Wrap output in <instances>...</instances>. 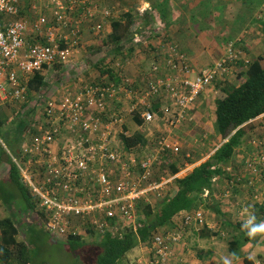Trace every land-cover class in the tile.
I'll return each mask as SVG.
<instances>
[{
	"label": "built area",
	"instance_id": "1",
	"mask_svg": "<svg viewBox=\"0 0 264 264\" xmlns=\"http://www.w3.org/2000/svg\"><path fill=\"white\" fill-rule=\"evenodd\" d=\"M35 1L0 0L1 106L28 101L30 77L44 63L54 62L57 56L65 65L72 64L77 68L79 60L71 51L83 43V35L79 33L84 28L83 23L92 22L91 28L99 33L103 23L97 21L98 17L102 15L106 19L113 15L109 7L100 9L101 0H43L50 15L41 12L37 19L29 21L21 11L32 9ZM139 2L137 12L143 15L149 3L146 0ZM3 15L12 16L13 20L4 24L1 21ZM145 33L137 21L132 41L135 44L142 42ZM45 39L50 46L45 45ZM62 39L68 43L65 48L60 44ZM162 46L166 48L156 54L159 61L151 69L152 77L157 76L150 78L145 87H138L132 79L125 77L121 85L104 79L85 84L77 92L61 93L58 88L62 85H59L58 91L50 95L51 100L44 107L46 114L40 115V123L34 129L30 128L33 133L26 137L19 156L11 154L23 182L36 200L33 220L27 221L43 224L50 234L64 240L86 229L105 232L114 226V221L135 224L139 215L137 201L141 198L148 201L149 194L159 196L164 185L172 181L174 176L160 183L152 179L161 155L177 152L178 143L163 136L154 151L141 158L123 146L120 148L118 133L125 124V113L133 115L140 111L142 124L138 126L146 129L162 119H166L171 128L177 127L183 120H190L189 110L207 88L228 80L236 65L248 63L250 57L232 41L219 60L197 70L176 45H166L164 41ZM163 65L170 75L162 72ZM166 94V103L164 101L155 108V99ZM124 103L128 105L125 107ZM172 104L176 108L174 111ZM117 105L122 106L117 108ZM225 170L234 173L231 165ZM233 175L235 177L229 180L233 187L243 179L251 185L252 177L261 181L262 191L252 195V203L264 199V152L247 160ZM216 179L218 177L213 181ZM209 195L210 190L206 189L203 196ZM245 197L251 201V195ZM237 198L227 189L222 195V208L232 212L235 218L251 222V204ZM192 222L198 229L213 226L202 208L186 211L184 223ZM178 232L174 229L152 238L155 256L147 264H171L172 255L166 241L179 239Z\"/></svg>",
	"mask_w": 264,
	"mask_h": 264
},
{
	"label": "trees",
	"instance_id": "2",
	"mask_svg": "<svg viewBox=\"0 0 264 264\" xmlns=\"http://www.w3.org/2000/svg\"><path fill=\"white\" fill-rule=\"evenodd\" d=\"M249 4H251V0H248L247 6ZM263 4L264 0H262L260 7L264 6ZM250 9L253 12L256 8L250 7ZM157 10L160 14V18L166 24H170L171 19L169 18L168 0H164L157 6ZM257 10L259 9L257 8ZM259 12L264 14V7H262ZM21 13H27L29 21L37 19L40 16V14H37L35 17L33 15L29 16L28 9L22 10ZM125 16L128 17V20L118 18L112 21V31L108 34L107 38L102 41L101 46L113 45L115 48H122V41L127 37L131 26L136 20L135 15L131 13H127L122 17ZM13 18L15 19V17ZM12 20V16L10 15H3L1 18L3 23H8ZM254 20L262 23L264 34V18L256 17ZM141 22L146 29H152L153 24L149 19L147 20L146 18ZM7 27L8 26H6V28ZM84 32V28L79 31L82 35ZM43 41L45 45H51L46 39ZM60 44H62V48L68 46L65 39H62ZM81 46L82 45H80V47ZM133 46L134 45L129 49L133 48ZM97 59L96 62L92 61V63H94V68L99 71L100 77L108 75L110 76L109 79L116 85H121L122 82H124L127 75L125 74L124 65L121 62H116L114 58L108 59L107 56H102ZM80 62L83 64L82 61H79V63ZM81 63L80 68H82ZM61 65L65 64L62 58L57 56L54 62L50 64L44 63L41 69L35 70L27 83V88L29 89V94L27 96L30 95V98L28 101L20 103V106H22L20 108L26 107L29 109L26 115L21 117L20 120L21 127L27 134L31 128L30 117L32 115L35 116L37 113L41 115L45 112L46 114L44 107L51 100L52 96L50 95H53L56 91L54 85L61 83V72L64 70H62L59 75L56 74ZM65 68L74 72L76 70V66L72 64H67ZM236 72L237 78H244V81L239 85L226 84V86H218L216 90L215 110L216 131L222 135L224 139L226 138V131L231 129L234 133L226 142L222 143L207 160L195 167L190 174H187L184 178L176 177L173 179L177 184V190L173 195H165L158 205H153L144 198L139 199L137 201V211L139 215L135 224L124 225L122 222L119 224L114 223V221V226H111V228L105 232L86 229L81 231L78 235L69 236V238L66 239L68 242L67 247L77 257L76 263L122 264L123 259L130 251L142 244L146 246L156 234L167 233L174 229H178V233L181 235L180 238L166 241V245L168 249H170L173 259V255L176 256L180 253L182 245H184L186 249L190 240V234H192L196 240L208 236L219 235L217 231H213L208 227L198 229L194 222L186 225L184 223V218L181 220L177 219L180 214L202 208L205 212L210 210L214 211L217 216L222 217V221H225L226 218L234 217L232 212H224L222 207H220L222 195L226 193L227 189L231 191L235 198L244 197L245 195L255 196L262 191V188H258L257 180L254 179V177H252L253 183L251 185L246 179L239 181V185L234 187L229 182L231 178L235 177L233 174L238 173L240 169L244 167L246 161L236 165L234 167V173H226L223 167V164H227L232 160L236 150L244 144L245 139L248 137L247 135L254 133L255 125L251 120L264 113V55L261 54L253 58L251 57L248 63L241 62ZM74 76L76 77L75 74ZM104 79H106V77ZM62 82H64L63 79ZM224 82L226 81L220 82V84ZM134 84H136L135 81ZM57 86L59 85H56V87ZM31 103L33 105H30ZM9 105L10 104H7L6 106ZM154 106L157 108L159 103L155 101ZM2 107L5 106L3 105ZM140 114L141 112L137 111L131 115L138 125L142 124ZM17 115L19 116V113ZM126 117H128V114ZM4 123L5 118L0 117V126ZM125 126L124 124L123 129L119 132V143L123 146V149L134 152L135 149L142 144V136L136 135V133H127L128 130H124ZM25 139L26 138H24L20 146L16 147L14 151L16 153H9L10 158H12L11 154L19 156L22 145L26 141ZM261 141L264 140L259 138L253 139V143L255 142L259 150L264 152V144H259ZM170 170L172 174L175 175L179 171V167L172 163L170 165ZM9 173L10 177L8 180L10 182V187L7 186L8 184L5 185L0 182V196L4 201V205L0 208V263L12 264V262L15 261L17 264H33L41 255V250L37 246L41 238L39 239V237L33 236L30 230L27 229L25 236L19 239V227L14 220L12 209L9 207L12 197L20 198L24 201L25 209L23 211L22 208L19 209V211H21L23 215H25V213L30 215V213L36 212V200L28 185L23 182L20 171L13 161L10 164ZM216 177H220L218 179L220 181L218 188L214 187L213 180ZM206 189L210 190L211 197L213 198L212 203L209 204L204 202L205 199L203 194ZM251 209L256 215L257 211L264 215V200L261 204L257 203L251 206ZM175 218L176 220H174ZM233 220H235L236 223L231 222L230 219L226 220L224 223L230 225L235 230V235H233V238H231L228 243L230 252L237 255L250 239L248 229L245 227V221L240 218H233ZM33 224L35 225V223H30L28 221V226ZM252 226H254L253 222L251 223V227ZM256 226L255 228L258 227ZM42 227H44L43 224ZM239 229L241 230L239 231ZM208 252L209 249L205 251L199 249L196 251V254L197 257L201 259L205 258V255L209 257ZM148 256H150L149 259L154 258V251L152 250ZM177 261V264H187L190 262L189 260L186 262L182 257ZM201 261L205 260L201 259ZM243 262L244 264H255V259L251 256H246L243 258Z\"/></svg>",
	"mask_w": 264,
	"mask_h": 264
},
{
	"label": "rangeland",
	"instance_id": "3",
	"mask_svg": "<svg viewBox=\"0 0 264 264\" xmlns=\"http://www.w3.org/2000/svg\"><path fill=\"white\" fill-rule=\"evenodd\" d=\"M138 1L139 0H101V2H99V7L101 10L109 7L113 10V15L112 17L106 19H104L102 15L98 17L97 21L103 23V30L100 33L93 31L90 28L91 22L83 23L85 30L84 43L77 50L71 51V53L74 55L76 59L82 61L84 65L80 62L82 64V68H80V63H79L75 72L65 68L66 65H61L59 67V70L56 72L57 75H59L60 72L64 70L63 72H61V83L56 84V85H62L58 88V90H60L61 93L73 92V91L77 92L85 84L101 82L104 80L105 77L106 79H109L110 76L108 75L100 77L99 71L96 68H94L93 66L94 63H92V61L96 62L98 60L97 58L102 56H107L108 59L114 58L116 62H121L124 65V70L127 77H129L132 80L134 79L138 87H145V85L150 80V78L152 79L155 76H157L155 74L152 77V72H151L152 66L159 61V59L155 58V56L153 55V53L157 49V44H155L154 42L152 43L151 37L158 36V38H160L159 36H161V34L158 33L156 35H153L154 34L153 31H151L153 33L152 34L148 30L146 31L145 34H143L144 40L140 43L135 44L131 39L132 37V27H131L127 37L124 38L122 41L121 49L115 48L113 45L101 46L102 41L105 38H107L108 34H110L112 31V26L109 27V25H107L106 22L110 21V23H112V21L116 18H123L122 16L127 11H131L132 14L138 13L135 6L136 3H138ZM261 4H262V0H251V4H249L248 7L256 8L255 9L256 11L257 8L258 9L260 8ZM148 6L151 5L148 4ZM151 8L153 9V7ZM41 12H46L47 14L50 15V9L47 7V4L43 0H37L35 1V6H33L32 9L31 8L29 9V16L33 15L35 17L37 14H40ZM228 12L233 14H239L234 10H232L231 8ZM151 13H154L152 14L153 16L151 15ZM151 13L149 15L151 19L150 18L148 19L150 21H152L153 19L154 25L157 26L156 28L154 27V29H156L155 30L156 32L157 30L160 29V24L158 28L157 23L159 22L156 21L155 12L153 11ZM251 14L253 15L255 13L251 11ZM24 16L28 17L27 13H25ZM126 19L128 20V17H126ZM145 19L146 17L144 18V20ZM231 21L233 23L232 27H237L244 24L246 19L239 16H235L234 18L231 19ZM163 33L164 32H162V35ZM254 37H256L255 39H257V41L260 40V37H257L256 33L254 34ZM163 38H167V37L164 36ZM164 41L166 45L167 43H173L174 45L177 46V48L181 52H183L186 55V57H188L187 54L184 51H182V49L178 44H176L173 41L172 42L168 40H164ZM132 45H134L133 48L129 49L130 47H132ZM151 45L155 46V49L151 47ZM238 47L241 48V50H243L250 58L251 57L253 58L256 55H261V54L264 55V41L251 49L247 47L244 48V46L241 45ZM165 48L166 46L161 49L158 48V51L155 52V55L158 54L159 51L164 52ZM223 54L224 53H222V56ZM210 65H212V63L204 67H208ZM239 65L235 67V72L231 77H229L228 80H226V82L221 84L219 82L215 86H212L209 93L210 95L208 99H206L207 103H204L205 110H203V113L196 114L198 108L193 107L191 110H189L190 120L189 119L183 120L177 127L171 128L167 120L162 119L156 121L148 129H146L143 126H138V124L135 122L134 118L130 114H128V117H126V113H125L126 126L124 127V130L125 129H126L125 131L128 130L127 133L129 134L136 133V135L142 136V141H143L142 144L138 148H136L135 151L133 152L138 157L141 158L146 156L150 152H153L154 149L157 147L158 140L163 136H169L171 140L175 141L179 145V150L177 152L174 153L166 152L161 155V157L159 158V160L155 165L154 176L152 179L153 182L155 181L156 183H160L162 180L168 179L171 176H174L173 179H175L176 177L177 178L186 177L187 174H190L195 167L199 166L202 162L207 160L210 157V155H212L215 152L216 148L219 147L224 142L225 139L223 138L222 135H220L216 131V127H215L216 122L214 120L213 110H214V101L216 103V90L217 87L220 85H224V86H226V84L239 85L241 82L244 81V78L242 79L237 78L236 70L238 71ZM195 69L197 68L195 67ZM162 72L166 73L167 75H170L168 74L170 73V71L164 65L162 66ZM74 74L76 75V77L74 76ZM62 79L64 82H62ZM56 85H54L55 88H57ZM167 97L168 95L166 94L163 95L161 99H155V101L163 105ZM197 105L198 103L194 104V106ZM120 106L117 105V108H119ZM20 107L22 106H20L18 103L9 106L5 105V107H2L0 105V117L5 118V123L2 126H0V182L4 183L5 185L8 184L7 185L8 187H10V182L8 180L10 177V173H9L10 164L13 161L11 160L12 158H10L9 153L10 152L16 153L14 152L16 147L21 145L24 138H26L30 134V132L33 133V129L35 128L36 125L40 123L39 120L41 118L38 113L35 116L32 115L30 117L31 128L33 129H30L29 133L27 134V132H25L22 129L20 120L21 117L26 115V113L28 112L27 110L29 109L26 107L25 108H20ZM171 109H173L172 111L176 110L174 104H172ZM18 113L19 116L17 115ZM118 135H120V133ZM263 135L264 133H256L253 136L260 138ZM121 146L122 145H119L120 148H122ZM172 163L176 164L179 167V171L175 175H173L170 170V165ZM173 179L171 182L164 185L159 196L156 194H149L148 197L149 203L153 205H158L165 195H173L174 192L176 191L175 186H173V184L175 185V181ZM205 196H203L205 199L204 202H206L207 204L212 203L213 198L211 197V193L208 197ZM3 205H4V201L0 196V208ZM9 208L12 209V214H14L13 215L14 220L19 227V239H22L25 236V232H27V229L30 230L33 236L39 237V239L41 238L40 242L37 244V246L41 250L40 253L41 255L38 257V259H36V262L33 264H78L76 263L77 257L67 247L68 242L66 240L59 239L56 235L49 234L47 230L44 227H42L41 224L36 225L35 223V225L33 224L31 226H28L27 220L29 221L33 220L32 213H30V215L28 216V215H23L22 212L19 211V209L23 208V211L25 209L24 201L22 199L12 197ZM206 215L210 223H212L213 225L211 229L213 231H217L219 235L208 236L206 238H203V240L201 239L196 240L194 236L190 234V240L187 244L186 249L185 246L182 245L180 253H178L176 256L173 255V259L171 257L169 262L171 264H177L178 262L177 260H180V257H182L185 259L186 262L188 260L190 261L187 264H201V263L207 264L208 261H214L216 264H243L241 262V258H244L246 256H251V241L249 240L248 242L249 249L243 248V250L241 249V252L237 255L230 252L228 242L231 238H233V235H235V230L230 225H227L224 222L230 219L231 222L236 223V221L233 220L234 217L232 216L233 218L229 217L228 219L226 218L225 221H222V217L217 216V214H215V212L211 210L207 211ZM255 226L256 224L252 227L250 225H245V227L249 229L248 231H250ZM240 230L241 229H239V231ZM258 241L259 242L255 245V247L259 246V248L256 251L257 254H253L252 257L255 259V264H263V262L258 257V255L260 254V256H262V258L264 259V248H260L264 246H262L263 244L260 243V240ZM152 246L153 244L151 241H149L146 245V250H148L149 254L152 251ZM199 249H203V251L209 249L208 252L209 257L208 255H205V258H201L202 260L205 261H201V259L197 257L196 251ZM141 256H143L142 252L138 253L136 256L128 257L129 262L127 264H147L150 256L147 257V253L144 257ZM212 256H215L216 260L214 258L211 259ZM12 264H17V263L13 261Z\"/></svg>",
	"mask_w": 264,
	"mask_h": 264
},
{
	"label": "crops",
	"instance_id": "4",
	"mask_svg": "<svg viewBox=\"0 0 264 264\" xmlns=\"http://www.w3.org/2000/svg\"><path fill=\"white\" fill-rule=\"evenodd\" d=\"M147 1L154 9L153 11L155 12L156 21L159 22L157 23L158 28L160 24V29L155 32L156 29H154V27L156 28L157 26L154 25L152 19V29H147V31L149 30L150 33H152L151 31H153V35H156L158 33L161 34V36H159L160 38H158V36L151 37L152 43L154 42L155 44H157V49L155 50V52L158 51V48H163L162 42L164 40H168L170 42L173 41L178 44L182 51L187 54V58L190 61L191 65L194 66V68L196 67L197 69H201L204 66L215 62V60H219L222 56V53H225L224 51L226 49V46L232 41L235 42L238 46L241 45L244 46V48L247 47L249 49L257 46L264 41L262 23L254 20V18L256 17L264 18L263 13H258V11H260L264 6L260 7L257 11H253V13L255 14L252 15L251 9L247 6L248 0H168L169 18L171 19L170 24H166L160 18V14L157 10V6H159L164 0ZM135 6L136 8L139 6V1ZM230 8L239 14L229 13L228 11L230 10ZM127 13H131V11H127L124 15H126ZM135 14L136 13H134L133 15ZM152 14L154 13H151V15ZM149 15L150 11H147L146 14L142 17V21L145 17L147 18V20L148 18L151 19ZM235 16L242 17L246 19V21L240 26L232 27L233 23L231 19ZM123 19L126 20V16L123 17ZM106 23L107 25H109V27H111L110 21H107ZM162 32H164L163 35ZM255 33L257 34V37H260L259 41L255 39ZM164 36H166L167 38H163ZM153 45H151V47L155 49V46ZM155 52L153 53V55L155 56V58H158V56L155 55ZM211 88L212 87L207 88L201 95L198 105L195 106L196 108H198L196 114H202L203 110H205L204 103H207L206 99H208L210 95L209 93ZM127 105V103H124L125 107ZM215 110L216 103L214 101L213 114L214 120L216 122ZM251 121H253L255 125L254 133H250L249 135H247L248 137L245 139L244 144L236 150L232 160L229 163L223 165V167L225 166L224 169L228 165L235 167L243 161L255 159L260 155L261 151L255 144V142L253 143V139H256L258 137L253 135L256 133H264V113ZM259 139L264 140V135ZM219 178L220 177H218V179ZM218 179L214 181L215 188L219 187L220 181ZM257 183L258 188H262V182L257 181ZM173 186H175V189L177 190V184L175 183V185L173 184ZM241 200L249 202L251 206L255 205L252 203V201L248 200V198L246 199L245 196L241 197ZM261 203L262 202H259V204ZM185 213L186 212L180 214L177 219H183ZM174 220H176V218ZM252 222L258 227H254L250 231H248V235L250 232H254L249 235V239L251 241V257L253 256V254H257L256 251L259 246L255 247V245L259 242L258 240H260V243L263 244L262 246H264V215H262V213L260 214L258 211L256 215L255 212L251 209V223ZM199 239L203 240L202 238ZM248 242L241 248L242 250L243 248L249 249ZM140 252H142L143 255L141 257H144L146 253L147 257L149 255L148 250H146V246L140 245L126 255V257L123 259L122 264H127L129 262L128 257L136 256ZM258 257L264 264V259L262 258V256H260L259 254ZM213 258L216 260L215 256L211 257V259ZM241 262L244 264L243 258H241ZM208 263L216 264L214 261H208Z\"/></svg>",
	"mask_w": 264,
	"mask_h": 264
},
{
	"label": "clouds",
	"instance_id": "5",
	"mask_svg": "<svg viewBox=\"0 0 264 264\" xmlns=\"http://www.w3.org/2000/svg\"><path fill=\"white\" fill-rule=\"evenodd\" d=\"M146 1H147V0H146ZM147 2H148V1H147ZM148 3H149V2H148ZM139 4H140V2H139ZM136 9H137V8H136ZM153 10H154V9H152L151 6H149V8L146 9V11H145V13H144L143 15H140V16H139V14L136 13L137 15L135 14V15H136V16H135V19H137V20H135V23H136L137 21H139V22L141 23V25H142V22H141V21H142V17L146 14L147 11H150V13H151V12H153ZM116 19H118V18H116ZM143 21H144V19H143ZM135 23H133V25L131 26V27H132V34H133V28H134V24H135ZM91 25H92V22L90 23V28H91ZM83 27H84V26H83ZM142 27L144 28V30H145V32H146L147 29L144 27V25H142ZM91 29H92V28H91ZM92 30H93V29H92ZM99 33H100V32H99ZM83 38H84V34H83ZM131 39H132V37H131ZM157 59H158V58H157ZM219 82H223V81H219ZM219 82H217V83H219ZM217 83H215V85H216ZM215 85H214V86H215ZM194 107H195V106H194ZM189 115H190V114H189ZM224 167H225V166H224ZM263 200H264V199H262V201H263ZM251 201H252V195H251ZM262 201H260V202H262ZM256 203H259V202H256ZM256 203H255V204H256ZM220 207H222V206L220 205ZM222 210H223L224 212H227V211H225L223 208H222ZM234 218H235V217H234ZM211 224H212V223H211ZM245 225H250V226H251V222H246V221H245ZM210 229H211V228H210ZM251 234H252V233L250 232L249 235H251Z\"/></svg>",
	"mask_w": 264,
	"mask_h": 264
},
{
	"label": "water",
	"instance_id": "6",
	"mask_svg": "<svg viewBox=\"0 0 264 264\" xmlns=\"http://www.w3.org/2000/svg\"><path fill=\"white\" fill-rule=\"evenodd\" d=\"M233 134V131L230 129V130H228V131H226V133H225V140H224V142H226L227 140H228V138L231 136ZM223 142V143H224ZM217 149V148H216Z\"/></svg>",
	"mask_w": 264,
	"mask_h": 264
}]
</instances>
